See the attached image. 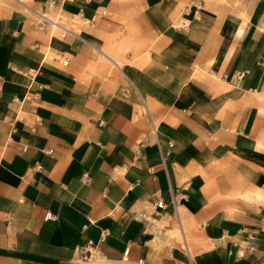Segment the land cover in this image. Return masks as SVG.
Segmentation results:
<instances>
[{
	"label": "crops",
	"instance_id": "crops-1",
	"mask_svg": "<svg viewBox=\"0 0 264 264\" xmlns=\"http://www.w3.org/2000/svg\"><path fill=\"white\" fill-rule=\"evenodd\" d=\"M86 241L264 264V0H0V264Z\"/></svg>",
	"mask_w": 264,
	"mask_h": 264
},
{
	"label": "built area",
	"instance_id": "built-area-1",
	"mask_svg": "<svg viewBox=\"0 0 264 264\" xmlns=\"http://www.w3.org/2000/svg\"><path fill=\"white\" fill-rule=\"evenodd\" d=\"M36 17L37 20V25L39 27H42L45 23L47 22H52L44 13L40 12V11H36L33 13ZM242 73L239 72L238 75H241ZM35 167L37 169H41L42 166L41 164H35ZM181 193H172V199L174 200L176 196H181ZM157 206L162 207L163 203L161 200L157 201L156 203ZM55 217L54 214L50 213V212H46L44 214V218L45 219H53ZM76 251V259H77V263H81L86 261L87 259H89L93 253V247L91 242L86 241L80 245H78L75 249Z\"/></svg>",
	"mask_w": 264,
	"mask_h": 264
},
{
	"label": "rangeland",
	"instance_id": "rangeland-1",
	"mask_svg": "<svg viewBox=\"0 0 264 264\" xmlns=\"http://www.w3.org/2000/svg\"><path fill=\"white\" fill-rule=\"evenodd\" d=\"M94 253L95 252H93L92 253V255H94ZM95 259V258H94ZM93 259V260H94ZM93 260H91V257L89 258V259H87L86 261H84V262H81V263H77V264H131V263H128V262H126V261H124V260H122V259H115L114 260V262H112V261H108V262H106V261H99L98 263H94V261ZM77 262V261H76Z\"/></svg>",
	"mask_w": 264,
	"mask_h": 264
},
{
	"label": "bare ground",
	"instance_id": "bare-ground-1",
	"mask_svg": "<svg viewBox=\"0 0 264 264\" xmlns=\"http://www.w3.org/2000/svg\"><path fill=\"white\" fill-rule=\"evenodd\" d=\"M46 15V14H45ZM47 16V15H46ZM52 21L53 31H60L62 28L71 29V26H65L58 18L47 16ZM72 30V29H71ZM179 239V238H178ZM180 240V239H179ZM182 242V241H181Z\"/></svg>",
	"mask_w": 264,
	"mask_h": 264
}]
</instances>
